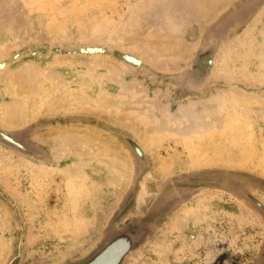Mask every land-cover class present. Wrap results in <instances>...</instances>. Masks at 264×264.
Returning a JSON list of instances; mask_svg holds the SVG:
<instances>
[{
  "label": "rangeland",
  "instance_id": "374dc122",
  "mask_svg": "<svg viewBox=\"0 0 264 264\" xmlns=\"http://www.w3.org/2000/svg\"><path fill=\"white\" fill-rule=\"evenodd\" d=\"M173 75L209 85L187 93ZM9 115L0 135L42 156L0 140V264L81 259L144 184L153 230L123 264H264V0H0V125ZM140 115L160 122L144 139ZM195 118L211 129L179 134Z\"/></svg>",
  "mask_w": 264,
  "mask_h": 264
},
{
  "label": "water",
  "instance_id": "95a60500",
  "mask_svg": "<svg viewBox=\"0 0 264 264\" xmlns=\"http://www.w3.org/2000/svg\"><path fill=\"white\" fill-rule=\"evenodd\" d=\"M215 29H213V30H215ZM206 41H204V42H206ZM204 42H201V43H204ZM172 80L176 84L178 83V81H176L177 79L174 77V75L172 76ZM208 85L209 84L204 86L203 87L204 89H202V90L200 89L199 91H191L190 89H186L180 85H178V86L181 87L183 90H185L187 93H200L203 90H205V88ZM11 133H13L17 136H19V134H20V132H11ZM122 137L125 140V142H127L128 144H130V140L134 139L128 135H123ZM0 140H2L3 142L15 147V145L13 143H11L9 140H6L1 135H0ZM15 148H17V147H15ZM17 149L20 150L21 152L25 153V154L31 155L30 153L24 152L23 150H21L19 148H17ZM34 149L31 148V150H34ZM34 151H35L34 155H31V156H34V157H41L42 156L41 153H39L36 149ZM134 157H136V156H134ZM139 161H137V162H139ZM139 164L146 165L147 159L142 161V162H139ZM184 177L185 178L181 179V181H183V182L191 181L194 183H198V182H201L204 180L203 178H199L195 174H190V175H187ZM145 180L148 181L149 176H146ZM144 185H145L144 186L145 189L143 190V192H142V194L138 200V204H137L136 209H134L133 211L128 212L126 215H123V216L119 217L118 219H116L113 222V224L109 227L108 231L103 236V238L100 240V242L91 251H89L81 259L76 260V261L71 262V263H68V264H123L125 262V260L127 259V257L130 256L137 248H139V246L147 239V237L149 236V234L153 230L154 223H153V221H151L147 218V215L151 211L153 203H154L155 199L157 198V196L159 195V192H155V193H151V194L148 193V187L146 184H144ZM145 197H148V199H145ZM121 237L127 238V241L129 240L130 242L128 243V245L125 248H123L115 256V258L112 261H110V260L114 256L109 261H107L109 256L111 255V254H109V250H111L112 245H114L112 243H115L114 241L116 239H120Z\"/></svg>",
  "mask_w": 264,
  "mask_h": 264
},
{
  "label": "bare ground",
  "instance_id": "6f19581e",
  "mask_svg": "<svg viewBox=\"0 0 264 264\" xmlns=\"http://www.w3.org/2000/svg\"><path fill=\"white\" fill-rule=\"evenodd\" d=\"M206 46V45H205ZM208 48V47H207ZM212 48H213V43L211 44V48L210 49H207V50H204V51H199V52H197V55L195 56V58L191 61V69L190 70H188L187 69V71L185 70L184 72H183V70H180V71H182L183 72V74H182V76L185 78L184 80L186 81V82H188L189 84H192V85H198L200 82H201V80H203V76H202V72H204L205 71V67L207 66L206 64H208L209 63V60H211V57H212V54L213 53H211L212 52ZM5 53V52H4ZM224 55V54H223ZM4 56V55H3ZM214 56V55H213ZM218 59V58H217ZM163 60V59H162ZM215 60V59H214ZM223 60V57L220 59V61H222ZM167 61V60H166ZM166 61H165V63H166ZM189 61V60H188ZM187 61V62H188ZM164 62V61H163ZM216 62H217V60H216ZM161 63V62H160ZM167 63H169V61L167 62ZM164 64V63H163ZM177 64V63H176ZM214 64V63H213ZM166 66H168L167 64L166 65H164V67H163V69H166V68H170V67H166ZM177 66V65H176ZM175 66V67H176ZM182 66H184V65H182ZM182 66L179 64V66L178 67H180V69L182 68ZM186 66V65H185ZM185 66H184V69H185ZM183 69V68H182ZM218 70H220V69H218ZM13 72V71H12ZM180 79H182V77L180 78ZM183 80V79H182ZM184 82V81H183ZM185 82V83H186ZM21 83V82H20ZM206 84V83H205ZM33 85H36V84H33ZM21 86H23L24 87V85H21ZM195 86V87H196ZM22 88V87H21ZM28 89V88H27ZM30 91H33V89H31ZM51 92V91H50ZM31 93H33V92H31ZM30 93V94H31ZM49 93V92H48ZM56 94V93H55ZM39 95V94H38ZM50 95H51V93H50ZM56 96V95H55ZM58 96V95H57ZM18 97V96H17ZM52 97V96H51ZM54 97V96H53ZM61 97V96H60ZM21 98V97H20ZM37 98V97H36ZM50 98V97H49ZM47 99H48V97H47ZM39 100V99H38ZM42 101V100H41ZM40 102V101H39ZM45 102V101H44ZM47 102H49V100L47 101ZM22 104V103H21ZM57 104V103H56ZM26 105V104H25ZM53 104H51V106H52ZM55 106V105H54ZM42 107V105H40V104H38V103H36V104H33L32 105V108H34L35 110H39L40 108ZM24 108H26V107H24ZM45 108V107H44ZM57 108V107H56ZM16 109V108H15ZM47 109V108H46ZM49 109V108H48ZM54 109V108H53ZM22 110V109H21ZM56 110V109H55ZM121 110V109H120ZM22 111H24V110H22ZM34 113V112H33ZM39 113V112H38ZM45 113V112H44ZM50 113V112H49ZM24 114V113H23ZM136 114V113H135ZM19 115V114H18ZM32 115V114H31ZM141 116V115H140ZM142 118L144 117L143 115L141 116ZM140 117V118H141ZM26 118V117H25ZM137 118H138V116H137ZM140 118H138L139 119V121L137 122V120H135V122H134V125H133V127H134V130L136 129V130H138L139 132H137L136 130H135V132L137 133V136H139L140 138H142V139H144V138H147V136L149 135V131H151V128L152 127H154L155 125H153L152 127H151V125L149 124L150 123V120L149 119H147L146 120V117H144V120L145 121H149V122H145L142 118V121H140ZM154 118L155 117H153V119L151 120V123L153 122V123H155L156 125L159 123L160 124V122L159 121H157V120H154ZM156 119V118H155ZM6 121L2 124V125H0V127L1 128H4V129H10L9 127H13V126H15L18 122L16 121V117L15 116H13V115H9V116H7L6 117V119H5ZM154 120V121H153ZM198 118H195L194 120H192L191 122H190V125L193 127V128H195V129H192V132L190 133L189 131L191 130L190 128H185V130H182L181 132H179V134H181V135H186L187 136V134H192L193 132H204L205 133V131H207L208 129H211V127H210V125H205V126H203V125H199V122H198ZM120 121V120H119ZM158 122V123H157ZM152 123V124H153ZM131 124V123H130ZM133 129V128H132ZM90 130V134L92 135V137L94 136V135H96L97 133V131H94L93 129H89ZM11 131V130H10ZM153 131V130H152ZM67 133L68 134H70V136H73V134L74 135H76V131H75V129H70V131L68 130L67 131ZM0 134H2L1 132H0ZM55 134V133H54ZM199 134V133H198ZM5 138H8V139H10L9 141L11 142V143H13L14 145H16V147H18L19 149H21V150H23V151H25V152H29V153H32V151L28 148V147H26V146H24V144L23 143H20L19 141H17V138L15 139V137H16V135H14L15 137H13V138H11V137H9V136H6V135H3ZM194 136V135H193ZM76 137L78 138L79 136H77L76 135ZM92 137H89V138H92ZM83 143H85V142H83ZM64 145H65V147L64 148H62L61 150H60V152L58 153V155H57V157H62V156H65V154H69L70 153V151H71V148H70V145L68 144V143H63ZM105 146H107V145H105ZM108 153L107 154H110V155H113V157H117V156H122L124 159H125V155H123L122 154V151L120 150V148L116 145V144H114V143H112V146H109L108 148H107V150H106ZM106 153V152H105ZM120 153V154H119ZM106 157H108V156H106ZM205 160V159H204ZM238 162V161H237ZM125 163V162H124ZM196 163V162H195ZM130 165V164H129ZM83 177V176H82ZM146 198V197H145ZM192 211V210H191ZM3 223V222H2ZM123 245H125V240H121V242H117V244H115L114 246H112V248H111V250H109V254H111L110 256H109V258H108V260L107 261H109L113 256V258L110 260V261H112L114 258H115V256L117 255V253H119V251H120V249L122 248V246Z\"/></svg>",
  "mask_w": 264,
  "mask_h": 264
}]
</instances>
